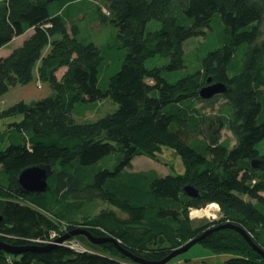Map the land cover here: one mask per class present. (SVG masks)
Instances as JSON below:
<instances>
[{"label":"trees","instance_id":"1","mask_svg":"<svg viewBox=\"0 0 264 264\" xmlns=\"http://www.w3.org/2000/svg\"><path fill=\"white\" fill-rule=\"evenodd\" d=\"M92 5L111 26L109 40L96 45L75 27L66 41L52 37L54 52L38 74L51 91L0 109V119L13 118L0 132V241L36 246L18 254L0 249V264H140L111 242L93 244L81 234L69 245L52 243L74 228L158 262L230 222L264 251V0H0V38L24 36L0 54V97L30 82L49 36ZM190 40L197 41L193 56L186 54ZM60 66L67 70L57 79ZM208 79L226 92L201 99ZM99 92L113 109L77 121L72 111L94 107ZM163 146L181 157L182 174L124 170ZM38 164L52 167L48 187L26 195L17 174ZM186 184L197 196L182 193ZM212 202L219 219L189 218ZM198 243L229 253L223 264H264L229 228Z\"/></svg>","mask_w":264,"mask_h":264},{"label":"rangeland","instance_id":"2","mask_svg":"<svg viewBox=\"0 0 264 264\" xmlns=\"http://www.w3.org/2000/svg\"><path fill=\"white\" fill-rule=\"evenodd\" d=\"M96 15L97 10L95 5L85 7L82 10L77 11L73 18L63 24V31H58V33L50 35L48 42L41 48L36 59L34 78L26 84H19L10 87L8 91L0 97V109H6L19 101L29 102L43 98L51 91L48 82L43 78H39L38 74L39 67L44 64L45 61H48L50 57L48 54L54 52V50L51 51L52 37H57V39L60 41H66L73 37L74 33L72 27H75V33L78 37H88L87 39L94 42L96 45H102L107 42L110 38L111 26L107 23L101 22L98 18H96ZM23 38L24 36L0 38V54H7L10 48L21 44ZM196 46L197 41L190 40L187 44L186 54L193 56L195 54ZM47 70L49 72V69ZM66 70V67L60 66V68L55 73L57 79H61L63 73L66 72ZM37 82H39V85ZM197 106H202V104L197 103ZM110 108H112V104L109 101L108 94L106 92H99L97 95V102L94 107L89 110H85L84 112L82 109L83 113H78L77 108H75L72 111V115L77 121L91 120L95 119L105 111H108ZM204 110H207V107ZM262 114L264 115V108L262 110ZM11 120H13V118L0 119V132L3 131L5 124ZM224 136L228 137L229 133L224 131ZM231 138L232 139L230 142L233 144L235 139L232 136ZM4 145L5 144H0V146ZM150 168L157 170V174L160 176L166 174L177 175L184 172V165L181 157L173 149L165 146L157 151L153 157H147L143 155L134 157L130 166L125 167L124 170L139 171ZM100 207L101 205H97V210H99ZM102 207L106 206L104 205ZM204 208H207V206L203 207V209ZM115 212L120 215L119 211L115 210ZM84 219L85 218H80L81 221ZM198 220L201 219L193 218L194 222H197ZM228 257H230L229 253H212L210 249L203 246L201 243H196L187 251L174 257L167 263L172 264L178 262V264H223Z\"/></svg>","mask_w":264,"mask_h":264},{"label":"water","instance_id":"3","mask_svg":"<svg viewBox=\"0 0 264 264\" xmlns=\"http://www.w3.org/2000/svg\"><path fill=\"white\" fill-rule=\"evenodd\" d=\"M210 79L207 80V85L202 86L197 94L201 99H210L214 95L224 93L226 92L227 88L226 85L218 82L214 83H209ZM251 166L256 167L257 164L255 160L251 161ZM52 173V167L50 165H43V164H38V165H32L25 167L21 169L18 174H17V184L19 187V190L27 195H35L38 196L39 194L43 193L47 189V178L50 176ZM181 191L184 195L189 196V197H195L197 196V191L194 189L192 186L186 184L181 188ZM223 228H229L232 229L238 233H240L245 241L256 251L258 252L261 256L264 257V251L261 250V248H258L249 234L239 225L233 224L230 222H224L222 224H219L215 227L209 228L205 230L203 233H201L199 236L189 240L179 248H176L172 250L167 256H165L162 260L158 262H150L146 261L140 258L134 257L132 254L127 252L126 250L122 249L118 242L111 238V237H94L92 236L87 230L83 228H74L73 230H70L66 234L58 237L55 239L53 244H60L67 240L68 238L75 236V235H85L90 242L93 244H99L103 242H111L120 252H122L124 255L127 257L133 259L135 262L140 263V264H165L174 257L182 254L183 252L187 251L191 246L194 244L200 242L206 235L211 233L212 231L223 229ZM36 246L32 247H25V246H13L9 245L7 243H4L0 241V249L9 253H14L18 254L21 252H24L26 250H29L30 248L33 249ZM48 247V246H47ZM46 247H39L38 250H44Z\"/></svg>","mask_w":264,"mask_h":264},{"label":"clouds","instance_id":"4","mask_svg":"<svg viewBox=\"0 0 264 264\" xmlns=\"http://www.w3.org/2000/svg\"><path fill=\"white\" fill-rule=\"evenodd\" d=\"M102 11L104 13H107V10L105 8H102ZM37 84L39 85V82H37ZM221 214L222 213H221L220 205L218 203H216V202H212L211 204H208L207 205V208H204V209L203 208H200V209H192V210H190V212H189V218L190 219L200 218V219H207L209 221H212V220L219 219V216ZM64 242H62L60 244H63Z\"/></svg>","mask_w":264,"mask_h":264},{"label":"built area","instance_id":"5","mask_svg":"<svg viewBox=\"0 0 264 264\" xmlns=\"http://www.w3.org/2000/svg\"><path fill=\"white\" fill-rule=\"evenodd\" d=\"M64 244H66V243H64ZM66 245H69V244H66ZM72 246V245H71ZM73 247H75V246H73ZM83 248H80V250H82Z\"/></svg>","mask_w":264,"mask_h":264},{"label":"crops","instance_id":"6","mask_svg":"<svg viewBox=\"0 0 264 264\" xmlns=\"http://www.w3.org/2000/svg\"><path fill=\"white\" fill-rule=\"evenodd\" d=\"M179 262H180V260H179ZM176 264H178V262H176Z\"/></svg>","mask_w":264,"mask_h":264}]
</instances>
